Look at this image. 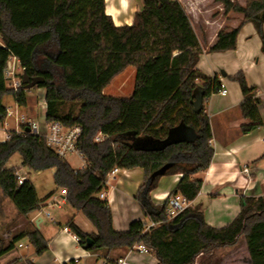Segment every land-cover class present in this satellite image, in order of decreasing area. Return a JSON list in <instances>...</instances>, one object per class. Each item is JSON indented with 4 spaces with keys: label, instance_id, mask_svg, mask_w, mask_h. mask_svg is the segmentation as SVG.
<instances>
[{
    "label": "trees",
    "instance_id": "obj_1",
    "mask_svg": "<svg viewBox=\"0 0 264 264\" xmlns=\"http://www.w3.org/2000/svg\"><path fill=\"white\" fill-rule=\"evenodd\" d=\"M215 1L223 6L225 16L234 12L243 20L236 29H222L209 52L236 50L241 29L252 24L264 54V0H247L246 6ZM141 4L132 25L117 27L106 14L105 0H0V127L8 117L6 95L13 94L20 107L28 104L24 86L18 91L7 86L5 71L16 58L28 76L45 78L36 88L46 90V123L82 129L78 151L86 164L73 169L45 139L26 130L9 131L8 139L0 143V188L29 220L55 195L41 201L29 180L18 184L17 170L7 168L18 153L25 169L55 170L54 183L67 191V204L97 230L86 234L73 218L65 225L88 252L109 254L144 244L160 264H196L202 254L208 256L203 264H212L217 250L244 240L250 263L264 264V198H242L239 215L219 229L205 222L199 208L189 207L169 220V199L157 206L151 201L160 180L175 175L182 177L170 196L180 194L189 202L198 197L202 181L197 175L209 169L215 151L210 119L204 109L194 112L193 94L202 88L205 103L222 83L218 76L208 77L197 69L204 48L178 0H141ZM129 67L136 68L133 94L104 95ZM233 80L242 91L240 110L248 121L241 132L264 130L256 88L249 86L242 72ZM99 135L105 139L96 142ZM115 168L145 172L137 200L146 213L143 199L152 205L157 214L148 217L160 223L158 227L145 232L148 223L134 221L127 231L114 230L109 202L99 195L107 190L105 177ZM24 239L38 256L49 249L39 231L18 234L7 246L0 236V258ZM117 261L107 259L105 264Z\"/></svg>",
    "mask_w": 264,
    "mask_h": 264
},
{
    "label": "crops",
    "instance_id": "obj_2",
    "mask_svg": "<svg viewBox=\"0 0 264 264\" xmlns=\"http://www.w3.org/2000/svg\"><path fill=\"white\" fill-rule=\"evenodd\" d=\"M105 1L106 14L112 17L117 27L132 25L135 15L142 8L141 0ZM178 1L189 15L193 29L204 48L197 69L208 77L218 76L228 92L226 96L214 94L204 103V110L212 128V145L215 153L209 169L197 175L202 181V189L190 205L192 208L200 209L209 226L219 229L231 224L239 215L242 198H264V130L259 128L249 134L241 132V127L248 121L240 110L243 101L242 91L239 84L233 80L242 72L249 86L256 88L264 123V54L261 51V39L252 24H247L241 29L236 50L225 53L209 52L222 29H236L241 22L235 19L227 20L223 6L219 3L215 4L214 0ZM232 15L230 17H233ZM15 64L19 68L20 63ZM221 72H225L226 77H223ZM135 77L136 68H127L112 81L103 94L129 98L135 89ZM36 89L35 97L30 96L32 90L27 94L28 104L24 108L31 117L35 118L34 121L43 122L46 120L47 112L46 108H42L46 103V90ZM7 139L8 131L0 127V143H4ZM245 166L250 168L249 174L243 172ZM7 168L13 167L7 165ZM181 177V175L163 177L158 188L150 195L152 203L156 206L162 205L170 199ZM144 179L145 172L142 169H134L121 170L110 180L106 194L113 215L114 230L127 231L134 221L151 222L148 213L137 200ZM62 204L67 205L66 199ZM48 207H50L49 201L32 219H26L18 213L0 188V236L6 246L18 234L39 231L48 242L49 248L42 257L38 258L30 257L31 254L22 255L19 252L21 248H15L0 258V264H28V262L65 264L76 259L79 260L77 264H81L83 260L88 264H98L101 259V264H105L107 259L117 261L121 258H126L129 264L159 263L153 253L144 255L133 249H117L109 254L104 250L88 252L80 246L77 237L70 233L65 225L73 218L74 223L86 234H97L96 228L85 223L82 218L80 219L83 224L79 222L76 214L71 211L64 214L59 212L55 220L53 218L47 220L43 217V213ZM51 223L55 224L56 229L49 230ZM22 248L28 249L27 246ZM207 257L205 254L200 255L196 264H203ZM212 264H251L245 241L241 240L235 247L217 250Z\"/></svg>",
    "mask_w": 264,
    "mask_h": 264
},
{
    "label": "built area",
    "instance_id": "obj_3",
    "mask_svg": "<svg viewBox=\"0 0 264 264\" xmlns=\"http://www.w3.org/2000/svg\"><path fill=\"white\" fill-rule=\"evenodd\" d=\"M16 62L19 63V61L16 58H12L9 62L8 68L5 71V78L8 81H10L11 87L14 91H18L22 87V80H23V74L24 69L19 64L18 71L22 73L21 76H16ZM227 90L222 85L221 89L218 91V94L221 96L227 95ZM42 108L47 109V103H44ZM8 116L11 115L10 112H7ZM26 129L30 130L31 134H34L36 136H39L46 140L48 146L52 148L56 154L60 157L65 159L68 155H77L80 158L81 155L78 151V142L80 139V136L82 134V129L80 127H74V128H66L59 122H54L51 124H47L46 120L43 122H37L33 121L28 126L24 128V130L17 131L18 133L24 132ZM105 137L102 135H99L96 137L95 141L100 142L103 141ZM83 160V158H82ZM85 162L83 160V166L79 169H83L85 167ZM121 172V169L115 168L112 170L107 176L105 177V185L108 188L110 184V180L114 178L116 175H118ZM244 173L249 174L250 168L248 166H245ZM17 181L19 185H22L24 181L26 180V173L24 170H18L17 173ZM61 202L66 199L67 191L61 190ZM99 198L101 200H108L106 191L102 192L99 195ZM109 202V201H108ZM191 205V202H189L184 196L180 194H176L171 196L169 199V210H168V219L173 220L175 217H177L179 214L183 213L186 209H188ZM60 207V203L54 201L51 203L50 207ZM47 217H50V213L46 214ZM160 225V223H156L151 221L150 223L145 225V232L150 231L152 228H156ZM76 240L79 242V239L76 238ZM23 245L19 244L16 245L15 248L19 249L22 248ZM133 251H136L139 254H152V250L149 249L144 244H137L133 248ZM74 262L77 264L79 262L78 259L74 260ZM70 263V262H68ZM117 264H129L126 258H121L117 261Z\"/></svg>",
    "mask_w": 264,
    "mask_h": 264
},
{
    "label": "rangeland",
    "instance_id": "obj_4",
    "mask_svg": "<svg viewBox=\"0 0 264 264\" xmlns=\"http://www.w3.org/2000/svg\"><path fill=\"white\" fill-rule=\"evenodd\" d=\"M231 1L236 2V3L240 4L241 6H246V3H247V0H231ZM214 3L217 4L215 0H214ZM197 4H198V2H197ZM199 4L204 5V3H201V2H199ZM214 11H216V9ZM231 15L233 17H230ZM226 17H227V20L235 19L239 22H242V20H243V15L238 14V13H234V12L230 13ZM256 33H257V31H256ZM257 35H258V33H257ZM258 37H259V35H258ZM0 44H1V42H0ZM21 75H22V73L19 72L18 67H16V76H21ZM11 84L12 83L10 81L7 82V86L10 90L13 89L11 87ZM36 90H37L36 88H33L30 96L35 97L36 96L35 94L37 92ZM28 93H29V91H28ZM3 103H4V106L7 108V112L11 113V115H9L7 117V120H6L5 126H4V128L8 132L9 131L24 130V128L26 126H28V124H30L31 122H33L35 120V118L31 117L28 114V112L26 111V109L24 107H20L19 105H17V103L15 101V97L13 94L6 95L3 99ZM36 121L39 122V120H36ZM65 159L73 169H79L83 166L82 158H80L77 155H68ZM7 165L15 168L17 171L18 170H24L25 171L26 179L31 181V183L34 185V187L36 188V191H37V195L41 201H45L51 194H53L55 192V195L52 198H50L51 200L48 199L47 202L49 201V205H51V203H53L54 201L59 202L60 207H57V206L52 207L51 206V207L46 208L44 210V213H43L44 218H46L47 220L53 218L55 220L56 214H58L59 212H60V214H64L65 212L71 211V212H74L76 214L77 220L79 222H81L83 224L82 220H84L85 223H88L91 227L93 226V224L85 217V215L83 213L75 211L68 204L66 206L62 204V202H61L62 199H61V195H60L61 190L57 189V187L54 183V169L46 170L43 172H35V171L25 169L22 167V158H21L20 154H18V153L15 154L10 159V161L8 162ZM48 212L51 214L50 218L46 217V213H48ZM80 218H82V220ZM53 228L56 229L55 224L51 223L49 230L50 229L53 230ZM21 243L23 246L28 247V249H26V248L20 249L19 248L20 249L19 252L22 255H26V254L30 255L31 254L30 257H32V256L34 258L42 257V256H38L35 253L34 247L28 242L27 239L22 240ZM91 253H93V252H91ZM101 260H99L98 264H101V262H102ZM45 262H47V261H45ZM81 264H88V263H85V261L83 260Z\"/></svg>",
    "mask_w": 264,
    "mask_h": 264
},
{
    "label": "water",
    "instance_id": "obj_5",
    "mask_svg": "<svg viewBox=\"0 0 264 264\" xmlns=\"http://www.w3.org/2000/svg\"><path fill=\"white\" fill-rule=\"evenodd\" d=\"M221 75L223 77H226V73L225 72H221ZM44 83H45V78L44 77L31 78L24 71L23 80H22V86H24L25 90L30 91L33 88H36L37 86L42 85ZM192 104H193L194 112L196 114L202 113V111L204 109V91H203L202 88H197L194 91ZM26 132L30 133V130L26 129ZM143 204L147 208L148 215H156L157 214V212L154 210L152 205L146 201V198L143 199ZM91 245H92L91 240H88L87 241V246L90 247ZM158 264H160V263H158Z\"/></svg>",
    "mask_w": 264,
    "mask_h": 264
}]
</instances>
